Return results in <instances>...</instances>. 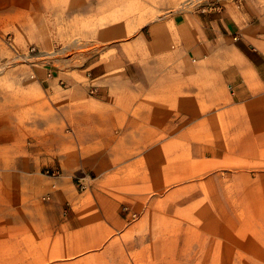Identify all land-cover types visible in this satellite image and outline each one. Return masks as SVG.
Instances as JSON below:
<instances>
[{"label": "crops", "instance_id": "crops-1", "mask_svg": "<svg viewBox=\"0 0 264 264\" xmlns=\"http://www.w3.org/2000/svg\"><path fill=\"white\" fill-rule=\"evenodd\" d=\"M100 1L0 0V33L33 31L36 2H68L85 32ZM164 21L136 60L0 79V264H264V185L240 181L251 166L264 174V0ZM169 90L182 121H159ZM200 145L228 148L204 160ZM213 164L234 169L233 185L196 181ZM54 167L55 180L43 173Z\"/></svg>", "mask_w": 264, "mask_h": 264}, {"label": "rangeland", "instance_id": "rangeland-1", "mask_svg": "<svg viewBox=\"0 0 264 264\" xmlns=\"http://www.w3.org/2000/svg\"><path fill=\"white\" fill-rule=\"evenodd\" d=\"M230 1L237 5L241 3V0H110L109 2L101 0L98 23H91L92 27L86 28L85 32H81V24H77V27L72 25V20L75 18L72 17L71 12L65 11V5L68 2L60 4L36 2L33 18L36 27L33 31L0 33V79H3V84L10 88L12 82H7V79H10L9 76L21 75L27 76L28 79H35L37 74L32 70L40 68L41 62L48 65L54 76L68 69L74 70L73 75H75L85 64L88 66L87 72L92 73L113 57H116L114 59L120 63V60H123L122 55L125 54H128V60H136L141 48L138 41L142 38L141 35L146 34L147 26L153 21L159 18V23H164L167 15L177 9L207 13L210 8H223V5ZM109 9L111 16H108ZM112 9H114L115 17H113ZM67 14L70 15L67 16ZM97 24L98 27L93 26ZM34 63L37 64L35 67L32 65ZM120 71L123 70L112 69V67L109 69L110 74ZM131 72L134 73L133 70ZM161 72L172 73V66H159V73ZM57 84L58 88H65L64 85ZM171 101L170 90L159 92V121L165 118L174 122L183 120V117L174 114L177 110L172 106ZM216 118L219 123L223 120L219 113L216 114ZM198 137L199 134L195 136V138ZM213 137H217L213 131L206 134L207 139ZM195 141L204 140L202 138ZM200 147L204 160L208 157L210 160L213 159L216 150L228 148L225 145H200ZM204 160L201 162L196 160L197 168L203 165ZM226 170L231 172L234 169L213 164L206 173L197 177L196 181L201 183L208 181V185L216 192L221 181L224 185L225 181L228 186L233 185L231 177H223V172ZM244 171L249 175L240 178L241 183L264 185V174H261L256 167L251 166ZM137 217L138 215L134 219ZM147 264L151 263L147 262Z\"/></svg>", "mask_w": 264, "mask_h": 264}, {"label": "built area", "instance_id": "built-area-1", "mask_svg": "<svg viewBox=\"0 0 264 264\" xmlns=\"http://www.w3.org/2000/svg\"><path fill=\"white\" fill-rule=\"evenodd\" d=\"M46 76L47 77H52L53 76V72L51 71L50 68L46 70ZM59 83L63 84V81L60 80ZM93 90L94 89L91 88L90 91L93 92ZM43 173L45 175H47L48 177L52 178L53 180L57 179L58 177H60L62 175V171L59 168H57V167L45 168L43 170ZM92 180H93L92 177L88 173H85L82 176L76 177V184H77L78 189L81 190V191L88 189L90 187V184H91ZM52 186L55 187V184L52 183ZM123 210L127 211L128 210L127 206H124ZM136 215L137 214L135 212H131L130 213V216H131L132 219H134L136 217Z\"/></svg>", "mask_w": 264, "mask_h": 264}]
</instances>
